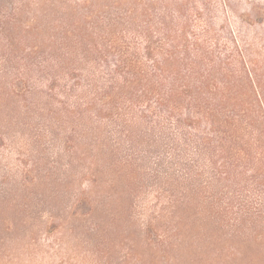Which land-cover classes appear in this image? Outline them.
<instances>
[{
  "label": "rangeland",
  "instance_id": "1",
  "mask_svg": "<svg viewBox=\"0 0 264 264\" xmlns=\"http://www.w3.org/2000/svg\"><path fill=\"white\" fill-rule=\"evenodd\" d=\"M0 264H264V0H0Z\"/></svg>",
  "mask_w": 264,
  "mask_h": 264
}]
</instances>
